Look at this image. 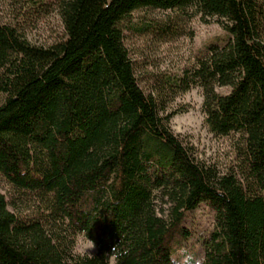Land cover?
<instances>
[{
  "label": "trees",
  "instance_id": "16d2710c",
  "mask_svg": "<svg viewBox=\"0 0 264 264\" xmlns=\"http://www.w3.org/2000/svg\"><path fill=\"white\" fill-rule=\"evenodd\" d=\"M26 5L32 17L57 10L64 36L39 45L20 20L0 22V264H181L184 221L203 203L214 224L199 264H264V0ZM142 9L170 12L167 36L196 17L225 33L162 76L157 96L124 44ZM193 87L207 130L234 141L225 172L169 126L167 102ZM81 232L95 252L73 256Z\"/></svg>",
  "mask_w": 264,
  "mask_h": 264
},
{
  "label": "rangeland",
  "instance_id": "374dc122",
  "mask_svg": "<svg viewBox=\"0 0 264 264\" xmlns=\"http://www.w3.org/2000/svg\"><path fill=\"white\" fill-rule=\"evenodd\" d=\"M24 6H27L26 0H0V22L20 20L25 25L27 39L39 45H49L64 36L57 10L32 17L27 15ZM18 11L22 13L20 16ZM170 15V12L155 9L138 10L124 33V44L134 60L139 84L146 93L152 91L154 96L158 95L155 89L162 76L181 73L193 64L207 44L225 35L214 19L204 22L196 17L176 34L167 36L161 29ZM219 91L224 93L227 89ZM202 103L203 95L199 87L176 95L166 105V112H175L169 126L184 144L192 147L198 161L225 172L236 159L234 141L232 137L215 136L207 130ZM184 224L190 227L192 236L176 253L175 259L181 264H199L203 259L202 242L213 229V212L203 203L187 214ZM94 252L95 248L87 254Z\"/></svg>",
  "mask_w": 264,
  "mask_h": 264
},
{
  "label": "clouds",
  "instance_id": "9594fccd",
  "mask_svg": "<svg viewBox=\"0 0 264 264\" xmlns=\"http://www.w3.org/2000/svg\"><path fill=\"white\" fill-rule=\"evenodd\" d=\"M95 248V242L89 238L86 232L79 233L72 247L73 256H83L90 253ZM109 264H116V258L113 256L110 258Z\"/></svg>",
  "mask_w": 264,
  "mask_h": 264
}]
</instances>
